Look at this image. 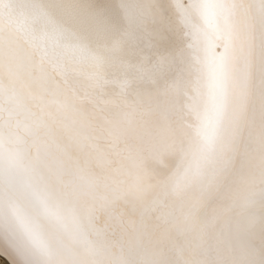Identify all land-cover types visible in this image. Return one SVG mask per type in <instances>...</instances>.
Segmentation results:
<instances>
[{
    "label": "bare ground",
    "instance_id": "obj_1",
    "mask_svg": "<svg viewBox=\"0 0 264 264\" xmlns=\"http://www.w3.org/2000/svg\"><path fill=\"white\" fill-rule=\"evenodd\" d=\"M203 3L0 0L6 185L8 160L23 157L16 195L0 191V236L22 243V264H264L258 230L217 246L182 221L176 180L193 123L183 92L208 44ZM260 7L247 15L254 57ZM258 179L239 194L249 223L264 213L249 195ZM101 205L134 222L123 241L92 229Z\"/></svg>",
    "mask_w": 264,
    "mask_h": 264
},
{
    "label": "snow or ice",
    "instance_id": "obj_2",
    "mask_svg": "<svg viewBox=\"0 0 264 264\" xmlns=\"http://www.w3.org/2000/svg\"><path fill=\"white\" fill-rule=\"evenodd\" d=\"M261 7L264 37V0ZM253 0H204L203 21L208 44L203 59L190 69L191 87L183 92L193 123L191 139L183 150L176 192L183 198L184 224L219 242L233 234L247 236L258 230L264 243V213L251 223L239 211V194L251 178L258 176L254 203L264 205V43L254 57L250 40L252 26L247 15ZM107 15L105 11L103 13ZM23 157L8 160L5 184L0 161V191L16 195L14 182ZM103 214L102 224L97 220ZM25 232L35 237L33 224L18 213ZM89 223L101 239L123 241L134 224L124 215L114 216L105 205L94 207ZM22 243L0 236L2 264H22ZM206 264H229L216 259Z\"/></svg>",
    "mask_w": 264,
    "mask_h": 264
}]
</instances>
